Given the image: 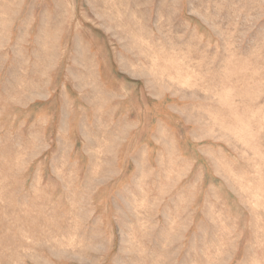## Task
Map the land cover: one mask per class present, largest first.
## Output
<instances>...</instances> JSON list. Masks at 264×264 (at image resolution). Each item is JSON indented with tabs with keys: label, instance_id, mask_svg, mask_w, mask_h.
<instances>
[{
	"label": "rangeland",
	"instance_id": "rangeland-1",
	"mask_svg": "<svg viewBox=\"0 0 264 264\" xmlns=\"http://www.w3.org/2000/svg\"><path fill=\"white\" fill-rule=\"evenodd\" d=\"M0 264H264V0H0Z\"/></svg>",
	"mask_w": 264,
	"mask_h": 264
}]
</instances>
